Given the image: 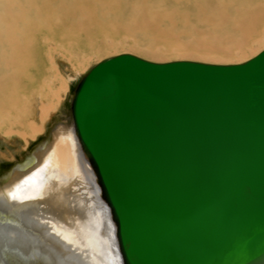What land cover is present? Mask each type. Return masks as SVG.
I'll list each match as a JSON object with an SVG mask.
<instances>
[{
  "label": "water",
  "instance_id": "95a60500",
  "mask_svg": "<svg viewBox=\"0 0 264 264\" xmlns=\"http://www.w3.org/2000/svg\"><path fill=\"white\" fill-rule=\"evenodd\" d=\"M71 112L122 264H264V50L119 54L80 79Z\"/></svg>",
  "mask_w": 264,
  "mask_h": 264
},
{
  "label": "bare ground",
  "instance_id": "6f19581e",
  "mask_svg": "<svg viewBox=\"0 0 264 264\" xmlns=\"http://www.w3.org/2000/svg\"><path fill=\"white\" fill-rule=\"evenodd\" d=\"M126 36L156 62L236 64L264 49V0H0V132L21 138L0 145V164L43 135L0 175V264H122L53 77Z\"/></svg>",
  "mask_w": 264,
  "mask_h": 264
},
{
  "label": "rangeland",
  "instance_id": "374dc122",
  "mask_svg": "<svg viewBox=\"0 0 264 264\" xmlns=\"http://www.w3.org/2000/svg\"><path fill=\"white\" fill-rule=\"evenodd\" d=\"M133 39L134 38L132 36H126V39L124 40L126 46L125 47L123 46L125 49L122 47V49L119 50V52H117L116 54L110 53V54H107V55H104V56H102V55H96V56L92 57V59L89 60L87 63H85L82 67L78 68L77 70L75 69V71H74V68H72L69 64H67L68 65L67 67L62 66V68H60V73L58 71H55L54 72V74H56V76L53 77L54 78V81H55L56 88L59 89V92H61L62 97H63V103H62V105H61V107L59 109V112H60L61 115H63L66 111H68L69 114L72 117L71 103H72V99H73V96H74L75 88H76L78 82L80 81V79L86 73H88L95 65H97L99 62H101V61H103V60H105L107 58L113 57L115 55L123 54V53H131V54L136 55L129 48L130 45L135 44L134 43L135 42V39L134 40ZM260 47H261V45L260 46H256L254 48L255 51L253 50V55L250 56V57H248V58H246L244 61L239 62V63H243L245 61H248L249 59H251V58L255 57L256 55H258L261 51L264 50V49H261ZM127 48H129V49H127ZM258 49H260V51H257ZM110 51H113V49H111ZM254 52H256V53H254ZM137 56H139L141 58H144L146 60H149V61H153L151 59L145 58L142 55H138L137 54ZM178 60H191V61H200V62H202L201 60H198V59H182V58H177V59L176 58H171V59L165 60L163 62H171V61H178ZM61 62L62 61H60V63ZM154 62H156V61H154ZM216 64H233V63H216ZM33 72L34 73H33V77H32V80H31V84H34V82L38 81L39 80V77H40V75L36 73V70H33ZM67 73L69 74V76H68ZM71 77H73V78L75 77V78L73 79ZM31 105L34 106L35 105V101L33 103H31ZM48 128L49 127H47V130H48ZM42 138H43V135L39 136L37 139H34V140L31 139L29 145L25 147L26 149H24L23 147H21L22 144L20 143V147H19L20 148V151L18 153H16L13 158L10 157L9 158L10 160L9 159L3 160V162L0 164V175L3 174L4 172H6L8 169H10L11 165H13V163L17 159H20L21 158L20 155H23L24 153H26L27 151H29V149L31 150L32 148H34L37 145V143H39L42 140ZM16 140H18L17 143H19L20 140H21V138H18L17 137L15 139L14 136H12V139L10 140L6 136H4V134H2L0 132V145L3 147V150L6 148L7 145L8 146L11 145L10 147H12L13 144H16V142H15ZM3 145H6V146H3ZM16 146H18V145H16Z\"/></svg>",
  "mask_w": 264,
  "mask_h": 264
}]
</instances>
